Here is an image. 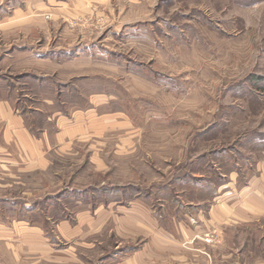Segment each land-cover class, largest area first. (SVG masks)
Wrapping results in <instances>:
<instances>
[{
	"label": "rangeland",
	"instance_id": "1",
	"mask_svg": "<svg viewBox=\"0 0 264 264\" xmlns=\"http://www.w3.org/2000/svg\"><path fill=\"white\" fill-rule=\"evenodd\" d=\"M0 98V264H264V0H0Z\"/></svg>",
	"mask_w": 264,
	"mask_h": 264
},
{
	"label": "crops",
	"instance_id": "2",
	"mask_svg": "<svg viewBox=\"0 0 264 264\" xmlns=\"http://www.w3.org/2000/svg\"><path fill=\"white\" fill-rule=\"evenodd\" d=\"M30 134L26 118L18 114L12 100L0 98V163L4 167L17 164L16 160L20 161V164H18L21 167H27L31 154L42 155L40 152L41 147H43L42 144H38L36 139H33ZM250 180V184L239 194H236V199L238 200L236 206H240L245 210V218L264 211V198H262V194H264L263 183L260 179L257 180V178H250ZM261 180L264 181V173L261 176ZM215 195H213L214 198H216ZM238 198H241V201ZM224 205L226 206V204ZM230 212L233 217L237 214L234 210L233 212L230 210Z\"/></svg>",
	"mask_w": 264,
	"mask_h": 264
}]
</instances>
